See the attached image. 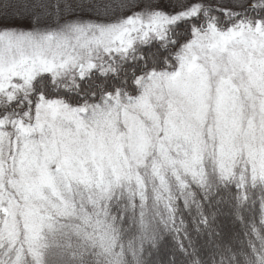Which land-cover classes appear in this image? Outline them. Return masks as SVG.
<instances>
[{"label":"snow or ice","instance_id":"1","mask_svg":"<svg viewBox=\"0 0 264 264\" xmlns=\"http://www.w3.org/2000/svg\"><path fill=\"white\" fill-rule=\"evenodd\" d=\"M264 264V0H0V264Z\"/></svg>","mask_w":264,"mask_h":264},{"label":"trees","instance_id":"2","mask_svg":"<svg viewBox=\"0 0 264 264\" xmlns=\"http://www.w3.org/2000/svg\"><path fill=\"white\" fill-rule=\"evenodd\" d=\"M160 259L162 261V264H163V261H165L167 259V250L166 248H161V251H160Z\"/></svg>","mask_w":264,"mask_h":264}]
</instances>
